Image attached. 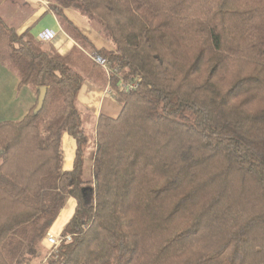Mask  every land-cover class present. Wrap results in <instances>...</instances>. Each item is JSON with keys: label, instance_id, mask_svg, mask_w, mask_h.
Instances as JSON below:
<instances>
[{"label": "trees", "instance_id": "1", "mask_svg": "<svg viewBox=\"0 0 264 264\" xmlns=\"http://www.w3.org/2000/svg\"><path fill=\"white\" fill-rule=\"evenodd\" d=\"M50 9L118 69L111 89L122 108L99 115L92 142L84 76L30 29L7 27L37 94L47 93L39 112L37 100L23 119L0 121V176L17 186L0 180V264H264V0H55ZM131 80L137 87L122 89ZM65 132L76 143L68 170ZM54 176L76 200L71 239L49 255L25 242L9 261L5 241L40 215L32 200Z\"/></svg>", "mask_w": 264, "mask_h": 264}, {"label": "crops", "instance_id": "2", "mask_svg": "<svg viewBox=\"0 0 264 264\" xmlns=\"http://www.w3.org/2000/svg\"><path fill=\"white\" fill-rule=\"evenodd\" d=\"M55 0H0V121L23 119L37 103V73H29V61L25 55L11 45L7 27L18 33L30 29L31 35L42 42L51 54L67 56L84 76L78 99L85 116L92 123L93 129L100 114L117 116L121 104L116 93L111 89V74L99 65L91 52L80 46L61 25L57 15L50 9ZM69 17L98 46L106 41L93 29L88 21L72 6L65 8ZM52 32L53 37L41 38L40 34ZM76 143L67 132L61 140V167L71 169L74 162ZM91 161V159H90ZM6 186L17 190V186L0 176ZM51 184L44 189L39 198L32 201L41 207V213L31 222L14 230L4 243L3 250L9 261H14L25 242H31L44 255H49L54 246L46 239L47 232L60 235L72 218L76 200L62 193L57 187L58 177L51 179ZM53 180V181H52Z\"/></svg>", "mask_w": 264, "mask_h": 264}, {"label": "built area", "instance_id": "3", "mask_svg": "<svg viewBox=\"0 0 264 264\" xmlns=\"http://www.w3.org/2000/svg\"><path fill=\"white\" fill-rule=\"evenodd\" d=\"M54 33L52 32H46V33H42L40 34L41 38H49V37H53ZM91 56L92 58L95 60V62H97L99 65L103 66L104 68L108 69V71L110 72V74L112 75V73H116L118 71L117 68L115 69H111L110 67V62L107 60V58H105L104 56H102L101 54L97 53V52H91ZM121 87L124 90H130L133 88L137 87V82L136 81H123L121 83ZM46 239L56 248L63 240L67 239L70 240L71 239V235L70 234H60V235H56L53 234L52 232H47L46 234Z\"/></svg>", "mask_w": 264, "mask_h": 264}, {"label": "water", "instance_id": "4", "mask_svg": "<svg viewBox=\"0 0 264 264\" xmlns=\"http://www.w3.org/2000/svg\"><path fill=\"white\" fill-rule=\"evenodd\" d=\"M39 90H40V93L38 96V103H37V106L35 108V113L39 112L43 107L44 100H45L46 93H47V87L46 86H40Z\"/></svg>", "mask_w": 264, "mask_h": 264}, {"label": "rangeland", "instance_id": "5", "mask_svg": "<svg viewBox=\"0 0 264 264\" xmlns=\"http://www.w3.org/2000/svg\"><path fill=\"white\" fill-rule=\"evenodd\" d=\"M85 126H86V130H87L88 134L90 135L91 141L93 142V139H94L93 126H92V123L90 122V120L87 119V116H85ZM89 154H90V152H89ZM89 154H87V161H86V166L88 169L90 167V155H91V154L90 155ZM54 249H55V247H54Z\"/></svg>", "mask_w": 264, "mask_h": 264}]
</instances>
